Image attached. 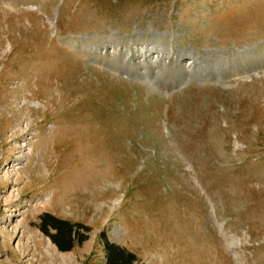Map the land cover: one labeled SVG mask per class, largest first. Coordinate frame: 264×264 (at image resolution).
<instances>
[{"label": "rangeland", "instance_id": "obj_1", "mask_svg": "<svg viewBox=\"0 0 264 264\" xmlns=\"http://www.w3.org/2000/svg\"><path fill=\"white\" fill-rule=\"evenodd\" d=\"M104 235L133 264H264V0H0V264H103Z\"/></svg>", "mask_w": 264, "mask_h": 264}, {"label": "trees", "instance_id": "obj_2", "mask_svg": "<svg viewBox=\"0 0 264 264\" xmlns=\"http://www.w3.org/2000/svg\"><path fill=\"white\" fill-rule=\"evenodd\" d=\"M43 220L40 223V229L48 234L53 243L60 250H68L73 246L74 239L82 241L84 236L78 234L75 228H80V224H70L64 220L57 219L50 215L43 216ZM50 228L54 229L50 232ZM103 239V249L105 253L103 264H133L135 261V256L132 252L128 251L126 248L118 245L117 243L111 242L104 235Z\"/></svg>", "mask_w": 264, "mask_h": 264}, {"label": "bare ground", "instance_id": "obj_3", "mask_svg": "<svg viewBox=\"0 0 264 264\" xmlns=\"http://www.w3.org/2000/svg\"><path fill=\"white\" fill-rule=\"evenodd\" d=\"M116 50H119V46H115ZM153 49V48H152ZM154 54L150 55L149 50L146 49H142L141 45H135L132 47H129L128 49H126V51L123 53L124 57H122L123 62L127 63L128 61H133L136 53L138 54L137 57V65L141 64V67L144 68V66H147L148 64H152V63H157V60H159L161 57H163L164 52H166V57L169 56H174L177 53L175 52V54H173L174 51H171L170 49H168L167 51H164L163 48H154ZM120 51V50H119ZM123 52V51H121ZM121 54V53H120ZM197 58L191 56V58L188 60V62L194 64L197 63ZM117 62V61H116ZM185 67V65H184ZM163 68H166V66H163L160 69H157L158 71H161ZM170 68V67H168ZM139 71V74H145L144 71L141 72V70H137ZM136 71V72H137ZM154 72V71H153ZM153 72H151L153 74ZM198 73V75L200 76V71H194L193 74ZM150 76V75H149ZM21 156H26V153L24 154V152H21L20 157ZM2 231L5 232V234L3 235V245L7 248L8 244L6 243V239L8 237V234L4 229H2ZM36 234V233H35ZM226 243L228 245V247L232 248L234 247L235 243L234 240L230 237L224 234ZM37 241L38 244L41 245V247L43 248L44 252H46L48 255L53 256L55 254H60L62 256H65V254L63 253H59L57 251V249L55 248V246L52 245L51 241L49 238H43V237H39L37 236ZM8 251H10V256L13 257L15 254L12 250L8 249ZM10 257V259H11ZM235 258L238 259V256L235 254ZM65 261V259H63Z\"/></svg>", "mask_w": 264, "mask_h": 264}, {"label": "water", "instance_id": "obj_4", "mask_svg": "<svg viewBox=\"0 0 264 264\" xmlns=\"http://www.w3.org/2000/svg\"><path fill=\"white\" fill-rule=\"evenodd\" d=\"M110 241H112V239H109Z\"/></svg>", "mask_w": 264, "mask_h": 264}]
</instances>
